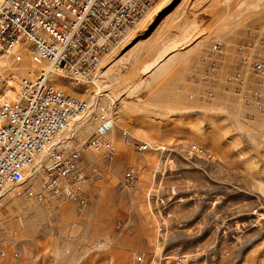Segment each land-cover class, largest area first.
<instances>
[{"label":"rangeland","instance_id":"1","mask_svg":"<svg viewBox=\"0 0 264 264\" xmlns=\"http://www.w3.org/2000/svg\"><path fill=\"white\" fill-rule=\"evenodd\" d=\"M165 4L115 51L104 78L123 98H101L115 102V152L85 150L88 206L80 211L49 195L0 201V264H264V114L225 82L238 64L237 45L264 31V0ZM215 41L225 52L207 99L211 84L199 77ZM165 45L177 53L143 75L151 49ZM26 63L0 57V74L20 73ZM81 128L86 138L91 120ZM191 144L212 160L194 158ZM131 167L134 186L124 178Z\"/></svg>","mask_w":264,"mask_h":264},{"label":"built area","instance_id":"2","mask_svg":"<svg viewBox=\"0 0 264 264\" xmlns=\"http://www.w3.org/2000/svg\"><path fill=\"white\" fill-rule=\"evenodd\" d=\"M159 1L0 0V57L17 64L27 60L29 66L15 75L0 74V95L14 91L13 98L3 96L0 101V190L5 185L18 186L31 202L49 195L80 211L88 206L89 177L83 154L92 149L114 155L108 135L115 127V102L97 103L90 116L93 128L86 138L84 128L62 141L58 135L89 112L87 99L79 97L87 93V83L105 58L128 42ZM224 52V44L215 41L204 58L209 61L199 78L211 84L205 87L207 99L213 96L212 82ZM236 53L238 64L225 75V82L264 114V31L237 45ZM12 78L15 87L9 85ZM146 149L140 145L138 151ZM188 150L196 159L213 158L196 144ZM124 178L134 186L138 171L128 168ZM168 193L174 197V186Z\"/></svg>","mask_w":264,"mask_h":264},{"label":"bare ground","instance_id":"3","mask_svg":"<svg viewBox=\"0 0 264 264\" xmlns=\"http://www.w3.org/2000/svg\"><path fill=\"white\" fill-rule=\"evenodd\" d=\"M161 3L158 4V6L154 9H152L148 15L145 17L143 23H142V26H143V30L145 29L146 25L148 23H150L151 21H153L154 18H156L159 13L164 9L165 7V3L166 1H169L170 0H160ZM230 0H220V3L222 5H226ZM168 4V3H167ZM142 26H141V29H142ZM141 29L139 30V32L141 31ZM138 32V31H137ZM138 32V33H139ZM136 34V33H135ZM186 35V34H185ZM182 36V35H181ZM132 38V37H131ZM183 38V37H182ZM179 39V38H178ZM186 39V38H185ZM184 39V40H185ZM182 39L181 42L184 41ZM168 41V40H167ZM178 41V40H177ZM165 42V41H164ZM127 44V43H126ZM176 44V43H175ZM170 45V44H169ZM179 46V45H177ZM123 47V46H122ZM121 47V48H122ZM119 50V49H118ZM148 53V52H147ZM177 52L175 50V46H166L163 47L161 50H152L150 51L149 53V61L146 62V64L143 66L142 70L140 71L143 75H147V74H150V73H153L154 71H157L158 69H161L165 64L166 62L173 56L175 55ZM116 52L112 55V53L110 55H112L110 58L109 55L105 58L104 62H103V65L101 66L100 70L97 72V74L94 76V78L91 80V82L87 83L86 85V92L89 93V87H93L95 88V90L97 91V93H95L94 95L96 97L94 98H90V100H87L88 104L91 106V109L89 110V112L83 117L81 118L80 120H78L77 123H75L69 130L61 133L60 135H58V138L57 140L58 141H62L63 139H65V137L67 136H70L71 134H73L74 132H76V130L78 128H80L81 126L85 125L86 123H89L90 122V116H91V113L92 111H95V106H96V103L100 101H102L101 98L103 97H106V98H113V97H116V98H123L122 95L120 94L121 92L118 90L120 87L118 84L116 83H112L111 82V85L110 86H107L105 84V77L108 78V72L110 70V67L109 65H111L113 62H114V58L116 57ZM131 55V54H130ZM147 56V55H146ZM124 58V57H123ZM119 59V58H118ZM117 59V60H118ZM25 62V61H24ZM119 63V62H118ZM27 64V63H26ZM24 64V66L26 65ZM114 64V63H113ZM28 65V64H27ZM113 66V65H112ZM1 68V67H0ZM114 74V73H113ZM111 80V79H110ZM12 87H15V83L13 80L10 81V84ZM109 85V84H108ZM122 88V87H121ZM129 89V88H128ZM14 91H8L6 90L3 94V96H11ZM2 96V95H1ZM125 97V96H124ZM115 99V98H114ZM122 101V99H121ZM93 125V124H92ZM111 134V132L109 133V135ZM108 135V138L110 137ZM12 187H17V186H8V185H5L1 190H0V201L2 200H6V199H9V198H21V192L20 191H17L16 189H13ZM21 196V197H20Z\"/></svg>","mask_w":264,"mask_h":264}]
</instances>
